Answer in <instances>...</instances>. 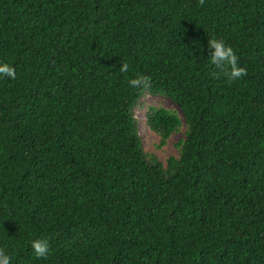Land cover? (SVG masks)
I'll list each match as a JSON object with an SVG mask.
<instances>
[{"label": "trees", "instance_id": "obj_1", "mask_svg": "<svg viewBox=\"0 0 264 264\" xmlns=\"http://www.w3.org/2000/svg\"><path fill=\"white\" fill-rule=\"evenodd\" d=\"M0 63L9 264H264V0H0ZM146 93L181 113L143 111L158 146L182 128L162 160L139 135Z\"/></svg>", "mask_w": 264, "mask_h": 264}, {"label": "clouds", "instance_id": "obj_2", "mask_svg": "<svg viewBox=\"0 0 264 264\" xmlns=\"http://www.w3.org/2000/svg\"><path fill=\"white\" fill-rule=\"evenodd\" d=\"M208 48L211 50L208 56L210 62L214 64L217 68L221 69L228 79H236L245 72V69L237 64V57L233 48L229 46L223 39H208ZM127 69L128 64L126 62L120 65L119 70L121 72H124ZM0 74H7L8 76L14 77L15 70L12 66L7 63H0ZM128 84L134 87H147L148 79L146 76L137 75L134 78L128 80ZM146 107L147 106H145V108ZM137 117L139 118L140 123L141 120H144V112L143 114H140ZM31 246L37 256H44L48 251V241L46 239H34L31 242ZM0 264H9V257L3 252H0Z\"/></svg>", "mask_w": 264, "mask_h": 264}, {"label": "rangeland", "instance_id": "obj_3", "mask_svg": "<svg viewBox=\"0 0 264 264\" xmlns=\"http://www.w3.org/2000/svg\"><path fill=\"white\" fill-rule=\"evenodd\" d=\"M139 100H140V106H137L135 110L137 116L143 114L146 105L161 106L167 109L175 110L178 113V115L181 116V113L176 107V105L166 97H162L159 95H150L146 93L143 94ZM138 129H139V135L141 138L142 146L145 151L154 154L160 160H162L164 157L168 155L171 154L175 155L177 153V148L175 143L178 141L179 138L183 136L182 128L181 131L171 133L168 136L165 144L161 146H158V136L147 128L144 120H141Z\"/></svg>", "mask_w": 264, "mask_h": 264}]
</instances>
